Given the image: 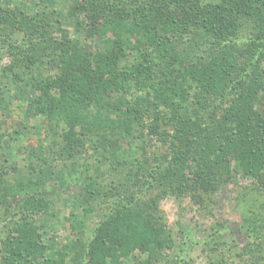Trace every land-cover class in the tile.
Listing matches in <instances>:
<instances>
[{"label":"rangeland","instance_id":"obj_1","mask_svg":"<svg viewBox=\"0 0 264 264\" xmlns=\"http://www.w3.org/2000/svg\"><path fill=\"white\" fill-rule=\"evenodd\" d=\"M149 2L0 0V264L3 242L25 238L40 246L27 264H87V243L119 204L147 211L160 244L107 264H264V163L259 176L245 173L234 135L235 116L244 113L256 124L252 132L264 137V76L248 87L255 69L264 75V42L256 40L253 20L240 18L227 38L238 54L216 90L203 87L210 79L180 76L219 55V42L198 27L168 34L171 65L149 57L144 85L130 80L123 93L112 94L138 108L141 122L129 133L108 130L102 144L98 125L86 117L76 160L61 156L58 134L48 133L47 118L36 114V93L18 92L11 82L24 54L33 62L30 72L60 75V42L76 45L93 65L100 54L116 58L119 70L144 64L154 47L133 19L155 24ZM169 81L181 84L172 107L152 90ZM51 95L58 98L55 90ZM155 118L167 136H149L145 126Z\"/></svg>","mask_w":264,"mask_h":264},{"label":"trees","instance_id":"obj_2","mask_svg":"<svg viewBox=\"0 0 264 264\" xmlns=\"http://www.w3.org/2000/svg\"><path fill=\"white\" fill-rule=\"evenodd\" d=\"M149 1L147 13L155 24L150 21L146 24L137 17L133 19L140 22L137 33L154 47V54L150 52L151 54L145 55V59L142 58L144 64L119 70L116 58L108 60L106 55L100 54L98 61H94L96 65H93L90 58L76 45L68 47L65 45L66 42H60L55 43L62 69L60 75L49 79L40 73L30 72V64L33 62L26 54L23 55L27 57L26 60H21L22 70L18 68L10 72V79L16 91L29 90L36 93V114L47 118L48 133L58 134L59 151L62 157L78 159L83 145L81 126L86 117L93 118L98 125L95 137L98 136L102 144L108 130L114 132L121 127L124 132L129 133L132 123L141 122L142 114L138 108L126 102L123 96H117V100H113L112 94L123 93V88L130 80H134L135 85L141 88L144 85L141 82L142 79L149 73L151 58V62L160 59L171 65V49H166L164 42L168 34L179 35L198 27L219 42L218 46L221 49L219 55L214 56L202 68L190 65L180 76L181 80H185L187 76L192 81L200 78L210 79L203 87H214L215 90L233 69L238 48L236 49L227 38L235 35L240 18L253 20L256 40L264 42V0H217L209 4H203L202 0ZM94 8L100 7L95 4ZM158 26L159 31L156 29ZM250 42L254 44L253 39ZM254 76H256L255 79ZM263 76L262 73L259 75L258 70L255 69L248 87L249 84L252 86L256 82H261L260 79ZM169 83L168 86L162 82L157 83V88L153 86L152 90L158 95L160 101L165 102V106L172 107L174 105L172 95L181 88V84L172 87L171 81ZM53 90L58 94L57 99L51 95ZM90 107H94L95 112L88 111ZM255 125L248 121V116L244 113L241 118L235 116L236 149L241 150L237 158L245 173L259 176L264 163V137L252 132ZM145 127L150 137L167 136L166 132L160 130L157 118L151 119ZM148 175L152 176L151 173ZM91 188L86 186L85 189ZM37 201L31 205L35 207ZM150 219L151 216L147 211H135L127 205L119 204L95 228L92 238L85 247L87 264H107V260L119 263L133 250L148 251L152 247H158L159 230L154 227ZM18 241L3 242L4 254L1 257V264H27L28 257L40 251V246L32 244L27 238L23 242ZM43 252L44 250L40 253ZM46 264H61V262L47 260Z\"/></svg>","mask_w":264,"mask_h":264}]
</instances>
